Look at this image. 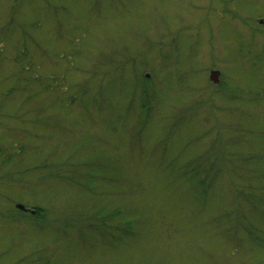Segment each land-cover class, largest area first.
<instances>
[{
	"label": "rangeland",
	"instance_id": "obj_1",
	"mask_svg": "<svg viewBox=\"0 0 264 264\" xmlns=\"http://www.w3.org/2000/svg\"><path fill=\"white\" fill-rule=\"evenodd\" d=\"M0 264H264V0H0Z\"/></svg>",
	"mask_w": 264,
	"mask_h": 264
},
{
	"label": "water",
	"instance_id": "obj_2",
	"mask_svg": "<svg viewBox=\"0 0 264 264\" xmlns=\"http://www.w3.org/2000/svg\"><path fill=\"white\" fill-rule=\"evenodd\" d=\"M218 74H219V72L218 71H211V73H210V79L214 82V83H216V81H217V76H218ZM17 207L19 208V209H26L23 205H21V204H17Z\"/></svg>",
	"mask_w": 264,
	"mask_h": 264
},
{
	"label": "flooded vegetation",
	"instance_id": "obj_3",
	"mask_svg": "<svg viewBox=\"0 0 264 264\" xmlns=\"http://www.w3.org/2000/svg\"><path fill=\"white\" fill-rule=\"evenodd\" d=\"M261 21V20H260ZM262 22V21H261ZM213 71V70H211ZM215 71V70H214ZM214 83V82H213ZM215 85H218L219 84V80L217 79L216 83H214ZM23 211V210H22ZM24 212H28L27 210H24Z\"/></svg>",
	"mask_w": 264,
	"mask_h": 264
},
{
	"label": "trees",
	"instance_id": "obj_4",
	"mask_svg": "<svg viewBox=\"0 0 264 264\" xmlns=\"http://www.w3.org/2000/svg\"><path fill=\"white\" fill-rule=\"evenodd\" d=\"M35 213L38 214L39 212L37 210H35Z\"/></svg>",
	"mask_w": 264,
	"mask_h": 264
}]
</instances>
